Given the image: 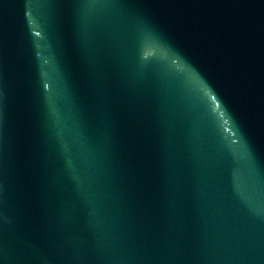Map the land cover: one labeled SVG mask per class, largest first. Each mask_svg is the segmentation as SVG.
Returning a JSON list of instances; mask_svg holds the SVG:
<instances>
[{
  "label": "water",
  "instance_id": "1",
  "mask_svg": "<svg viewBox=\"0 0 264 264\" xmlns=\"http://www.w3.org/2000/svg\"><path fill=\"white\" fill-rule=\"evenodd\" d=\"M0 264H264V0H0Z\"/></svg>",
  "mask_w": 264,
  "mask_h": 264
}]
</instances>
